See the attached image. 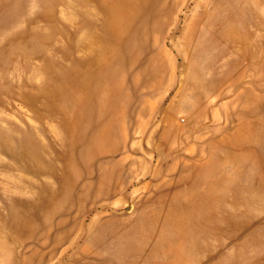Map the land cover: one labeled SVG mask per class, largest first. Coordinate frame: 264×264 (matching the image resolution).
I'll return each mask as SVG.
<instances>
[{"label": "rangeland", "instance_id": "1", "mask_svg": "<svg viewBox=\"0 0 264 264\" xmlns=\"http://www.w3.org/2000/svg\"><path fill=\"white\" fill-rule=\"evenodd\" d=\"M0 264H264V0H0Z\"/></svg>", "mask_w": 264, "mask_h": 264}, {"label": "bare ground", "instance_id": "2", "mask_svg": "<svg viewBox=\"0 0 264 264\" xmlns=\"http://www.w3.org/2000/svg\"><path fill=\"white\" fill-rule=\"evenodd\" d=\"M158 0H155V2H157ZM162 1V0H161ZM225 1V0H224ZM232 1V0H231ZM103 2V1H102ZM106 2V1H105ZM153 2V1H152ZM108 3V2H107ZM112 3V2H111ZM113 3H114V1H113ZM154 3V2H153ZM162 3V2H161ZM161 3H159L158 5H160ZM167 3V2H166ZM233 3V2H232ZM226 4V3H225ZM107 5V4H106ZM115 5V4H114ZM153 5H155V3L153 4ZM157 5V4H156ZM165 5V4H164ZM163 5V6H164ZM174 5V4H173ZM236 6V5H235ZM156 7H158V6H156ZM227 7V6H226ZM157 9H160V8H157ZM161 9H162V7H161ZM167 9V8H166ZM225 9H227V8H225ZM231 9V8H230ZM148 10V9H147ZM165 11V10H164ZM172 11V10H171ZM227 11V10H226ZM163 13V12H162ZM207 13V12H206ZM171 14V13H170ZM225 14V13H224ZM229 14V13H228ZM169 15V14H168ZM172 16V15H171ZM223 17V16H222ZM226 17H227V15H226ZM159 18V17H158ZM158 18H156V19H158ZM153 19H155V18H153ZM150 21V20H149ZM158 20H156V22H157ZM217 21V20H216ZM140 22V21H139ZM151 22V21H150ZM101 23V22H100ZM145 23V22H144ZM149 25H151V24H149ZM144 25H142V27H143ZM142 27H141V30H142ZM152 27V26H151ZM139 29V28H138ZM144 29V28H143ZM144 31V30H143ZM120 34V33H119ZM144 34V33H143ZM146 34V33H145ZM99 50V49H98ZM134 56V55H133ZM137 56V55H136ZM137 58V57H136ZM135 58V59H136ZM149 66V65H148ZM147 70V69H146ZM130 73V72H129ZM148 73V72H147ZM126 74V73H125ZM124 77V76H123ZM125 78V77H124ZM119 80V79H118ZM125 81V80H124ZM119 82V81H118ZM126 83V82H125ZM124 86V85H123ZM116 87H118V86H116ZM121 88V87H120ZM107 93V92H106ZM105 94V93H104ZM108 94V93H107ZM123 105V104H122ZM122 112V111H121ZM120 113V112H119ZM126 116V115H125ZM116 121V120H115ZM109 126V125H108ZM111 127H112V124H111ZM108 128H110V127H108ZM105 129V128H104ZM105 131H106V129H105ZM19 136H20V134H19ZM112 138V137H111ZM112 143H113V141H112ZM113 146H114V143H113ZM193 167V166H192ZM112 170V169H111ZM92 174H94V173H92ZM189 203V202H188ZM189 213H190V211H189ZM189 215V214H188ZM160 216V215H159ZM142 222V221H141ZM141 228H142V226H141ZM182 241V240H181ZM183 242H184V240H183ZM190 244V243H189ZM170 251V250H169ZM194 251V250H193ZM35 254V253H34ZM182 255V254H181ZM205 261V260H204Z\"/></svg>", "mask_w": 264, "mask_h": 264}]
</instances>
